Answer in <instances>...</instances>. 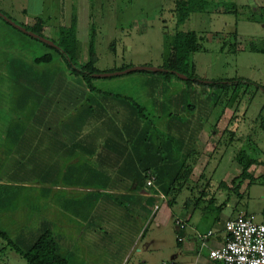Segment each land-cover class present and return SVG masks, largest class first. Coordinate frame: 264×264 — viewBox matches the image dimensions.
Listing matches in <instances>:
<instances>
[{
	"label": "crops",
	"instance_id": "1",
	"mask_svg": "<svg viewBox=\"0 0 264 264\" xmlns=\"http://www.w3.org/2000/svg\"><path fill=\"white\" fill-rule=\"evenodd\" d=\"M232 1L217 0L219 6L215 12H228L225 7L231 4L250 10L254 7L256 11L264 8V0ZM63 2L68 5L66 14L55 10L44 17L36 15L35 18H44L43 32L47 29L61 32L66 27L60 23V18L72 17L77 1ZM26 12L22 8L21 13ZM72 21L67 23L71 25ZM235 30L238 39V23ZM140 32L142 30H138ZM162 41L168 43L164 36ZM244 41L261 47L256 43H264V34H249ZM237 48H242L238 41ZM92 50L93 46L91 53ZM91 59H95L97 65L96 58ZM96 67L103 71L112 69ZM20 76L29 83L18 90L14 99L19 117L6 123L0 134V172L16 177L12 182L0 180V217L14 223L15 237L20 238L29 209H38L50 220L58 250L68 264H163L171 261L176 264H223L211 259L209 254L211 248L225 242L226 221L240 213H253L259 222H264V124L260 128L262 141L253 142L254 124L247 119L249 107L243 103L238 105L236 98L226 108L217 129L211 131L206 126L192 145L189 151L195 162L192 184H184L175 194H166L159 184L147 186L139 179L146 166L153 165V159L158 157L157 150L150 149L149 140L156 145L161 140L153 135L145 143L139 131H132L134 119L125 100L114 96L102 99L101 94L89 93L85 88L60 90L56 84L44 81L47 77L43 71H24ZM53 79L56 78H50ZM152 80L151 75L143 77L146 85L139 99L120 94L157 112L158 99L155 97L160 93L153 91ZM256 82L264 86L260 80ZM175 89L174 95L177 94L176 86ZM257 89L258 93L264 92L262 88ZM171 95L162 94L160 100L164 103L166 98L169 106ZM90 105L96 110L92 111ZM65 108L68 110L63 113ZM263 111L264 107L260 113ZM226 116L234 118L227 121L220 136L216 137ZM158 125L165 128L167 122L162 120ZM228 125L236 133L233 143L227 139L229 137H223ZM233 148L236 152L233 150L231 158L226 160ZM205 150H211V158L204 159ZM185 152L176 151L173 155L183 158ZM241 157L246 161L251 157L258 159L259 163L250 169L255 182L246 179L233 184L242 172ZM34 167L49 169V184L27 183V176L33 174L27 169ZM40 173L37 170L34 175ZM208 184L209 192L203 197L205 202H196L195 198L202 194L198 186ZM34 200L35 203H30ZM178 221L185 223L184 228ZM209 231L213 234L203 245L198 234ZM1 245L0 252L6 248ZM12 252L17 261V256H21ZM8 261L0 259V264H9Z\"/></svg>",
	"mask_w": 264,
	"mask_h": 264
},
{
	"label": "rangeland",
	"instance_id": "2",
	"mask_svg": "<svg viewBox=\"0 0 264 264\" xmlns=\"http://www.w3.org/2000/svg\"><path fill=\"white\" fill-rule=\"evenodd\" d=\"M56 1L0 0V14L7 16L8 19L17 24H26L32 27L38 19L35 18L36 15L42 14L44 17L55 12V10L66 14L67 2L64 3V0H59L58 3ZM76 1L73 16L65 15L64 19L61 17L60 23L69 27L70 25L67 22L72 19L77 27L75 36L77 39L76 44L79 47V64H84L91 57H95L97 60V65H95L102 69L115 68V66H127L126 69L138 66H154L163 69L166 58L170 53L169 43L162 41L163 36L166 40L177 29L184 31L194 30L204 36L203 44L205 47V50L192 55V62L195 65L194 71L197 76L205 81L243 77L255 82L260 80L264 84V53L249 50L251 46L247 45V43L253 44V42L244 41L249 34H255L256 36L261 33L264 34V22L256 23L253 19L248 18L253 11H256L254 7L246 12L240 11L238 15L234 12L216 13L213 5L214 0H210L212 6L207 12H195L184 24L177 26L173 12L174 0ZM220 2L231 3L233 1L220 0ZM22 8L27 10L26 14L21 13ZM237 23L240 28V36L235 39L232 32L235 30ZM138 30H142V32L138 33ZM43 34L46 38L57 40V42L61 43V32L47 29ZM237 41L242 48L235 53L232 47ZM256 44L264 45L261 42ZM222 45H225V47L222 48ZM92 46L93 50L91 53ZM47 53L53 55L52 63L37 62L36 59ZM61 58V54L55 48L21 31L0 15V134L6 123L19 117V110L14 105V99L18 90L29 83L21 76L19 77V73L24 71H43L54 73L45 77L57 78L58 66H64V61L61 62ZM145 72V70H138L121 75L94 77L91 83L101 90H112L113 92L127 94L139 99L138 96L142 93L144 85H146L143 82V77L147 76ZM260 75L263 76V80ZM61 77L64 78V76ZM175 80L176 78H172L169 82V94H173L176 90ZM44 81L48 83V80ZM68 81L78 88H81V85L85 88L82 83L83 80L74 74L69 75ZM181 85L183 84L180 82V87ZM253 87L256 86L250 85L249 88L242 86L239 92L243 90L242 94L246 93V98L243 99L242 105L249 107L247 119H249V123L253 121L254 124L251 132L254 142L262 141L260 134L263 131L260 128L264 124V111L262 114L260 112L264 107V92L258 93V89H253ZM252 91L255 94H252ZM204 94L206 93L204 92ZM222 97L221 95L220 99ZM187 100L190 101L191 97L187 98ZM217 112L219 111L217 110ZM228 113L231 115V112ZM211 117L213 123L214 114H211ZM233 118L234 116L230 118L226 116L223 119L220 123V133L216 137L220 136L227 121ZM234 120H236V117ZM233 150L236 152L235 148L230 150L225 157L226 160L231 158ZM210 155L211 150L203 151L202 156L204 159L211 158L209 157ZM253 155L255 156V154ZM212 163L214 164V160H212ZM14 178L16 177H8L5 173L0 172V180L12 182ZM35 202L34 200L30 203ZM29 210V212H32L33 209ZM15 228L14 223L12 224L6 218L2 219L0 217V230L2 232H7L13 238L16 236L14 235ZM4 237L6 236L0 233V241H3L2 245L1 243L0 245L6 247L0 252V259H9V264H27V261L19 256H17L18 259L15 261V254H12L11 246Z\"/></svg>",
	"mask_w": 264,
	"mask_h": 264
},
{
	"label": "trees",
	"instance_id": "3",
	"mask_svg": "<svg viewBox=\"0 0 264 264\" xmlns=\"http://www.w3.org/2000/svg\"><path fill=\"white\" fill-rule=\"evenodd\" d=\"M213 5L214 10H216L219 3L214 0ZM211 6L210 0H174L173 12L176 17L177 26L184 24L195 12H207ZM244 9L245 8L239 7L237 4H231L230 7H225L226 11L234 12L237 15L240 11L246 12L250 8L248 7V9ZM257 10L259 11V9ZM258 11H254L252 15L248 16V18L264 22V8L260 9L261 12ZM43 22L44 18L38 17L36 23L32 27H29L26 24L21 25L27 30H31L44 36ZM76 29L77 27L75 23H73L69 27H65L61 30V43L57 42V40H53L60 48H56L48 44L59 51L63 58V60L61 58V62L64 61V66H58L56 80H50V78L47 77L48 84H56L55 86H58L60 90L70 87L78 88L73 83L68 81V76L70 74H74L83 80L82 83L89 93L101 94L102 99L114 96L115 98L125 100L127 104L126 107L131 109L132 119H134L132 120L134 128H131V123L129 124L132 131H139L142 142L145 143H147L149 139H152L150 136L153 135L155 137H159L161 140L160 144H157L158 146L149 140L150 149L155 148L157 150L156 152L158 157L153 159L155 160L153 161V165H147L148 163H146L147 166L144 173L139 175V179L147 183L148 179L154 175V183L157 185L159 184L165 190L166 194H175L180 187L183 188L184 184H192L191 175L195 165V162L192 161L189 152L192 149V145L195 143L199 133L206 126H209L211 131L217 129V123L222 119L226 108L230 106L234 98L237 99L236 103H238V105L242 103L243 99L246 98V93L242 94L243 90L239 92L241 87L246 86L249 88L250 85H255L256 87H253V89H264L263 85L243 77L205 81L197 76L194 71L195 65L192 62V55L196 52L205 50L203 44L204 36H201L194 30L184 31L177 29L168 39L170 54L166 58L167 60L163 69L145 72L152 76L153 91L160 93L155 97L158 99L156 101L158 104L155 105L157 112H154L147 106H144L143 103L132 99L129 96H124L110 90H101L96 88L94 84L91 83L92 78L96 77L94 76L96 73L121 71L125 70L127 66L115 67L103 71L99 70L95 66L92 59L87 63L80 65L78 63L79 47L78 44H76ZM232 33L234 34L235 39H237V30ZM222 46V48L225 47V45ZM232 48L233 52H236L238 50L237 43H234ZM249 50L264 52V45L256 47L254 44H251ZM53 59V55L47 53L36 60L37 62L43 61L46 63H52ZM43 73L45 76L54 74L46 72ZM177 73L184 74L188 78H181ZM61 76H64V78ZM172 78H176L175 82L177 94L174 95L173 93L171 95V103L168 106L169 102L167 99L164 98L163 103L162 99L160 100V97L162 94L169 93V82ZM180 82L183 84L181 87ZM81 88H84L83 85H81ZM204 92L206 94H204ZM252 94H255V92L252 91ZM221 95L223 97L220 99ZM190 97L191 100L188 101L187 98ZM60 98H64V96H61ZM89 108L92 111L96 110V108H93L92 105H90ZM65 110L68 109L65 108L63 113H65ZM217 110L219 112H217ZM211 114H214L213 123ZM162 120L167 122V126H165V128L158 127V123ZM226 136L229 137L227 139H230L231 143L235 141L236 133L229 127V125L223 133V137ZM185 144L187 145L184 146ZM176 151L179 153L186 151V154L183 158H177L173 155ZM239 163L242 165V172L233 180V184L242 182L246 179L251 180L250 183L255 182L256 179L250 172V169L252 165L259 163L258 159L251 157L246 161L241 157L239 159ZM175 166H177V169H175ZM37 170L41 173L40 175L35 176L34 172ZM27 172L33 173L27 176V183L38 182L49 184L50 182L51 176L49 169H35L34 167L32 169H27ZM208 187L209 184L206 187L198 186V189L202 190L200 192L202 194L198 198H195L196 202L202 203L204 201L203 197L206 196L207 192H209V190H207ZM210 201L213 202L214 199H211ZM207 206L208 205H206V207ZM27 215V223L24 226H21L22 230L19 233L20 238L15 236L11 238L10 234L0 230V233L6 236L4 239H6L8 244L11 246V250L19 253V255L27 261V264H68L67 259L63 257L58 250L57 240L55 238L53 226L50 220H48L45 216L43 217L42 211L38 209H33L32 212Z\"/></svg>",
	"mask_w": 264,
	"mask_h": 264
},
{
	"label": "built area",
	"instance_id": "4",
	"mask_svg": "<svg viewBox=\"0 0 264 264\" xmlns=\"http://www.w3.org/2000/svg\"><path fill=\"white\" fill-rule=\"evenodd\" d=\"M155 177L152 175L147 186H154ZM181 228L184 224L178 221ZM227 237L220 246L210 249V258L223 264H264V222H259L253 213H240L225 223ZM213 234L199 233L198 238L205 245V241ZM163 264H176L165 262Z\"/></svg>",
	"mask_w": 264,
	"mask_h": 264
},
{
	"label": "water",
	"instance_id": "5",
	"mask_svg": "<svg viewBox=\"0 0 264 264\" xmlns=\"http://www.w3.org/2000/svg\"><path fill=\"white\" fill-rule=\"evenodd\" d=\"M2 15L7 21H9L12 25L16 26L18 29H20L21 31L35 37V38H38L40 39L41 41L51 45V46H54L56 48H60L53 40L49 39V38H46L45 36H42L38 33H35L31 30H27L24 26L20 25V24H17L15 22H13L12 20L8 19L7 16L3 15V14H0ZM138 70H145V71H158V70H161L159 67H144V66H138V67H133V68H130V69H125V70H121V71H114V72H103V73H96L94 74V76L96 77H107V76H112V75H121V74H126V73H129V72H133V71H138ZM179 75V77L181 78H184V79H187L188 77L184 74H181V73H177Z\"/></svg>",
	"mask_w": 264,
	"mask_h": 264
}]
</instances>
